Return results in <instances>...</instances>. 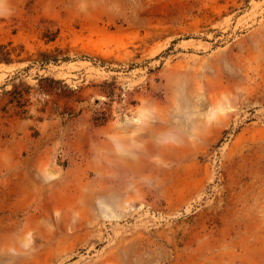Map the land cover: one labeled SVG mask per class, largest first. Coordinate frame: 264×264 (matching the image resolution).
<instances>
[{"label": "rangeland", "instance_id": "obj_1", "mask_svg": "<svg viewBox=\"0 0 264 264\" xmlns=\"http://www.w3.org/2000/svg\"><path fill=\"white\" fill-rule=\"evenodd\" d=\"M0 264H264V0H0Z\"/></svg>", "mask_w": 264, "mask_h": 264}]
</instances>
